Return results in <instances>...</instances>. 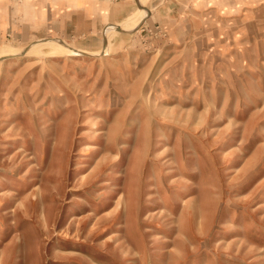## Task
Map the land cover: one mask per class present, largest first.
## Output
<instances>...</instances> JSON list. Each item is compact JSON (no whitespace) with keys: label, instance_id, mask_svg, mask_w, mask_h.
Instances as JSON below:
<instances>
[{"label":"rangeland","instance_id":"obj_1","mask_svg":"<svg viewBox=\"0 0 264 264\" xmlns=\"http://www.w3.org/2000/svg\"><path fill=\"white\" fill-rule=\"evenodd\" d=\"M0 55V264H264V0H0Z\"/></svg>","mask_w":264,"mask_h":264},{"label":"bare ground","instance_id":"obj_2","mask_svg":"<svg viewBox=\"0 0 264 264\" xmlns=\"http://www.w3.org/2000/svg\"><path fill=\"white\" fill-rule=\"evenodd\" d=\"M115 29H117L115 26L114 27H111L110 29H108L107 30V32H109L110 30H115ZM106 32V33H107ZM40 44V43H39ZM55 46H57V45H55ZM37 47H34V48H30L28 51L30 52V53H35V52H33V49H36ZM32 50V51H31ZM104 51H106V50H104ZM67 52H69V53H71L72 55H81V54H85V53H83V52H80V51H77V50H74V49H71V48H69V49H67ZM102 53H104V52H102ZM96 54V53H95ZM94 54V55H95ZM101 54V53H100ZM87 55V54H86ZM83 56V55H82ZM2 58H4V55H0V59H2ZM35 64H34V63ZM32 62V64H34V65H36V64H39V62H40V59L38 58L36 61H33ZM31 64V63H30ZM97 169H101V168H99V164H98V166L95 168V170H94V172L97 170ZM119 200H121L122 201V198L121 199H119ZM92 214V213H91ZM112 215H113V212H105V213H103V215H101V217H100V219H97V221H96V225L97 224H99V223H101V222H103L104 220H107V219H110L111 217H112ZM84 217V215H82V216H79V217H77V216H72V223H80V221L82 220V218ZM113 221H117V219H114ZM113 236H115V237H117L118 236V234H113Z\"/></svg>","mask_w":264,"mask_h":264}]
</instances>
